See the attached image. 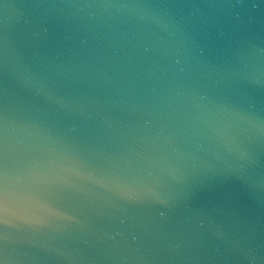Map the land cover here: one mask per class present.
<instances>
[{
  "label": "water",
  "instance_id": "water-1",
  "mask_svg": "<svg viewBox=\"0 0 264 264\" xmlns=\"http://www.w3.org/2000/svg\"><path fill=\"white\" fill-rule=\"evenodd\" d=\"M0 264H264V0H0Z\"/></svg>",
  "mask_w": 264,
  "mask_h": 264
}]
</instances>
